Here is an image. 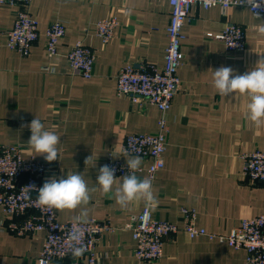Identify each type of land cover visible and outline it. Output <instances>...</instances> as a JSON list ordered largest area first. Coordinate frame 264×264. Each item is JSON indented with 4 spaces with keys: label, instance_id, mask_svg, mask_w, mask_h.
Returning a JSON list of instances; mask_svg holds the SVG:
<instances>
[{
    "label": "crops",
    "instance_id": "1",
    "mask_svg": "<svg viewBox=\"0 0 264 264\" xmlns=\"http://www.w3.org/2000/svg\"><path fill=\"white\" fill-rule=\"evenodd\" d=\"M19 9H26L39 21L40 34L25 56L8 48L5 33L0 34V143L20 144L27 155L44 159L28 144L31 132L26 125L36 117L46 130L61 136L59 159L49 162L44 179L78 172L90 189H97L90 193L87 205L57 209L58 219L74 220L86 211L87 219L109 221L115 227L98 242L99 264H250L246 250L206 236L190 238L183 230L166 237L160 259L138 260L127 224L148 204L133 201L121 208L96 184L109 152L128 158L121 152L127 134L158 130L160 110L146 99L134 102L119 95L117 77L127 62L164 66L170 3L32 0L29 4H0V30L12 28ZM111 16H116L119 24L114 37L104 43L96 34V23ZM56 19L65 23L66 32L58 53L49 57L46 29ZM228 22L244 29L243 50H228L221 40L207 35L221 33ZM262 24L264 16L254 15L247 7L205 9L193 4L183 28L182 85L167 112L170 130L165 166L152 181L155 201L149 205L157 218L182 227L181 208H192L197 211V226L226 234L244 218L264 213V183L243 173V154L264 150V126L247 119V96L223 97L212 79V70L221 66L244 74L264 59V35L258 31ZM78 40L96 54L90 78L74 73L68 61L67 55ZM45 66L53 71L44 70ZM140 159L147 167L149 159ZM136 175L148 178L145 172ZM10 217L0 206V264H38L45 232L14 234L4 225ZM72 258L54 259L49 264H67Z\"/></svg>",
    "mask_w": 264,
    "mask_h": 264
},
{
    "label": "built area",
    "instance_id": "2",
    "mask_svg": "<svg viewBox=\"0 0 264 264\" xmlns=\"http://www.w3.org/2000/svg\"><path fill=\"white\" fill-rule=\"evenodd\" d=\"M170 3L171 18L168 25V44L165 50V64L162 68L149 63L124 64L117 77V93L129 96L132 101L146 99L161 112L158 130L154 133L136 132L127 134L121 147L123 154L149 159L147 167L140 165L135 174L145 172L154 181L158 172L165 166L164 154L170 124L167 112L182 85L179 69L184 62L182 42L185 38L184 25L193 4L205 9L221 6L227 10L232 6L247 7L257 16H264L262 0H166ZM32 0H0V4H29ZM253 5H256L253 7ZM119 24L116 16L102 18L96 23V34L104 43L109 42ZM66 25L56 19L46 29L47 54L53 57L58 53L60 39L65 35ZM5 33L8 48L28 55L33 44L39 38V21L26 9H19L12 28ZM209 37L221 40L228 50H243L246 46L244 29L233 22H228L219 34L209 32ZM68 61L74 73L86 78L93 76L96 54L82 40H78L69 51ZM53 71L50 67L43 68ZM243 173L248 179L264 183V150L256 149L243 154ZM116 169L115 176L128 174L126 161L115 157L113 151L108 153L106 164ZM50 167L45 159H39L32 153H25L23 146L16 143H0V206L6 215L11 216L4 225L17 235L45 232L43 248L38 257V264H49L54 259L70 256L71 242L68 237L75 230L74 220L61 221L57 209L41 207L37 203L38 188L44 182V176ZM52 178H59L54 175ZM35 187V188H33ZM37 188V189H36ZM183 225L178 222L162 220L154 216L151 205L144 206L127 224L132 230L134 256L140 261H156L164 254L166 237L183 230L190 238L206 236L218 240L235 249H244L250 264H264V213L244 218L230 232L216 233L196 224L197 211L182 207ZM82 226L85 236L83 244L86 252L80 257H73L67 264H99L97 245L102 236L115 227L109 221L97 218L87 219Z\"/></svg>",
    "mask_w": 264,
    "mask_h": 264
},
{
    "label": "clouds",
    "instance_id": "3",
    "mask_svg": "<svg viewBox=\"0 0 264 264\" xmlns=\"http://www.w3.org/2000/svg\"><path fill=\"white\" fill-rule=\"evenodd\" d=\"M258 31L264 35V24L258 27ZM212 72L213 87L217 93L223 97L230 94L247 96V119L258 127L264 126V59L258 61L255 67L244 74H236L235 70L228 66H221ZM26 126L31 132L29 147L37 155H42L47 162L58 160L61 136L54 131L46 130L41 120L36 117ZM125 156L128 157L125 159L129 170L127 175L117 178L116 169L104 165L98 170L96 184L103 194L113 197L121 208H126L133 201L152 204L155 201L152 181L148 178H139L135 174L142 163L140 157L128 156L127 153ZM89 159L90 157L85 161L86 164ZM96 190L88 187L80 173H70L63 178H51L45 181L38 188L37 203L49 209L72 210L87 205L91 198L90 193ZM75 222L77 227L68 237L71 242L69 251L74 258L82 256L87 250L86 245L83 244L85 232L82 228L88 223L87 212L82 211L75 218Z\"/></svg>",
    "mask_w": 264,
    "mask_h": 264
}]
</instances>
